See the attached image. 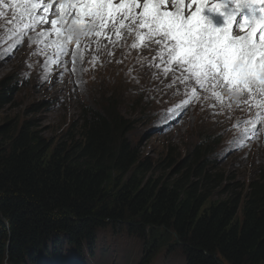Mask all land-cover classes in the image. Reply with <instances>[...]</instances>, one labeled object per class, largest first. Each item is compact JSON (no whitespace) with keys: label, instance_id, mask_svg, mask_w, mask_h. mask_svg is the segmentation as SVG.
<instances>
[{"label":"trees","instance_id":"trees-1","mask_svg":"<svg viewBox=\"0 0 264 264\" xmlns=\"http://www.w3.org/2000/svg\"><path fill=\"white\" fill-rule=\"evenodd\" d=\"M16 86L0 83V112ZM76 117L56 140L34 121L0 127V264H40L62 236L78 247L110 225L178 247L186 264H264V168L221 191L231 181L202 139L187 165L160 176L164 163L131 144V122L113 97Z\"/></svg>","mask_w":264,"mask_h":264},{"label":"rangeland","instance_id":"rangeland-1","mask_svg":"<svg viewBox=\"0 0 264 264\" xmlns=\"http://www.w3.org/2000/svg\"><path fill=\"white\" fill-rule=\"evenodd\" d=\"M13 18H6L4 25ZM4 25H0V83L11 80L17 86L13 87L12 104L0 112V127L10 121L21 124L34 121L43 136L56 140L77 120L76 116L83 108L98 107L104 98L113 97L120 112L131 122L132 128L128 134L131 144L153 163H164L159 166L157 175L171 177L181 165H185L184 162L187 165L190 150L202 139L209 141L207 160L225 172V178L231 181L221 191L237 183L248 185L257 170L264 168V144L260 138L253 144L240 145L241 148L228 144L231 138L229 129L234 121L230 118L238 116L240 122L246 119L247 123L256 125L257 130L261 121V115L256 112L258 108H251V111L241 115L239 111L230 116L224 113L213 115L210 110L215 107L211 98L214 95L207 94L189 108H182L177 113L169 111L189 97L193 100L194 89L198 86L183 83L182 73L168 77L164 83H155L130 72V65L140 56L132 50L129 52L132 38H128L127 46L117 47V57L107 60L112 68L106 76L102 71L86 72V59L84 63L81 62L77 49L68 63L69 73L66 69L53 75L46 65L54 63L48 59L46 49L38 45V36L30 35L36 48L26 45L19 50V43L26 37L19 35L13 40L8 39ZM78 65L82 69L81 79L76 76ZM113 75L115 80H111ZM237 110H240L239 106ZM169 155H172L171 161H168ZM167 161L175 164L163 171ZM96 236L93 243L78 247L62 236L61 239L66 241L62 242V248L42 254L38 260L45 264L52 260L57 264H186L178 247L143 240L123 226L110 225Z\"/></svg>","mask_w":264,"mask_h":264},{"label":"snow or ice","instance_id":"snow-or-ice-1","mask_svg":"<svg viewBox=\"0 0 264 264\" xmlns=\"http://www.w3.org/2000/svg\"><path fill=\"white\" fill-rule=\"evenodd\" d=\"M52 7L35 0L11 4L21 21L28 17L21 30L34 27L36 20L47 22ZM37 9L45 15L36 16ZM204 10L202 0H56L58 19L51 24L63 30L61 51L106 30L118 38L126 30L138 41L159 46L161 58L166 53L169 64L186 71L200 89L210 85L218 99L226 94L264 100V0H219L207 7L210 15Z\"/></svg>","mask_w":264,"mask_h":264},{"label":"bare ground","instance_id":"bare-ground-1","mask_svg":"<svg viewBox=\"0 0 264 264\" xmlns=\"http://www.w3.org/2000/svg\"><path fill=\"white\" fill-rule=\"evenodd\" d=\"M13 2H16V0H3V3H0V13H3L2 16H0V25H4V21L9 16H14L13 20L10 23H7L4 25V30L7 31V37L8 39L13 40L15 37L22 35L23 37H26L22 43H19V50L23 49L26 45H33L32 42L33 36H30L31 34H41V37L39 38L38 45L40 48H43L44 42L47 44L51 39H53L55 36L53 33H51V28L46 27L44 25H40L37 27L34 31H31L29 28L23 29V24H27V16L23 18V21L19 19V12L17 11L14 15L13 9L11 8V4ZM6 37V36H5ZM36 37V36H35ZM37 38V40H38ZM128 38H132V44L136 43L138 46L136 48L132 47V44L129 45L128 49L129 52L132 50L134 53L140 54L136 58V61L134 64H131L130 66V72H133L136 76H138L140 79H149L151 82L155 83H164L166 82V79L170 76H172V70H176L180 67H178L175 63L170 68L167 64V55L165 53L164 57L161 58L158 53L160 51L159 46L156 44H151L147 41L141 42L136 39L135 33H128L126 30L122 31V34L118 38L117 35L111 31L106 30V34H102L101 36H92L89 38H83L81 40L80 45L78 46L79 53L81 57V62L85 61L86 59V67L84 68L86 72L96 71H102L104 72L105 76L106 73L111 71V66L108 64L107 60L111 59L112 57L118 56L117 47L118 46H127ZM5 40V39H4ZM23 40V39H22ZM36 40V38H35ZM15 41V40H14ZM12 45V44H11ZM17 45V42H16ZM9 46V45H8ZM10 47V46H9ZM36 48V46H35ZM13 49V48H12ZM133 53V54H134ZM121 59L123 55L121 54ZM40 57V56H39ZM47 57L52 61L54 64L58 63L56 58L51 56L50 53L47 52ZM85 57V58H84ZM42 59V58H41ZM117 60V59H116ZM43 62V59L41 60ZM114 61V60H113ZM76 63V62H75ZM48 64V63H47ZM54 64H48L46 66L49 73L55 75L59 71H65L68 69L67 66H64L63 62H61L58 65ZM1 65V64H0ZM61 66V67H60ZM60 67V68H59ZM127 68V67H126ZM51 69V70H50ZM76 69H79V73H76L77 77L82 78V72L81 68H79V65L76 66ZM167 69V71H166ZM61 74V73H60ZM119 74V73H118ZM52 76V75H51ZM47 78V77H46ZM60 78V77H59ZM109 78V76H108ZM121 78V76H119ZM115 80V75L111 77V80ZM54 81V80H53ZM80 81V80H78ZM84 82V81H83ZM207 94H213V89L210 85H206V89L204 92H195L193 93V96L195 98L192 100L190 97L187 98L184 103L188 100H191L189 103L197 104L201 101V99L207 95ZM213 103L215 107L211 109L210 111L213 113V115H219L220 113H224L228 116L235 113V111H239L240 115L243 114L246 111H251V108H258L256 112L260 113L261 115V124L260 129L258 132V137L261 139L260 142L264 144V100H261L260 98H248L246 96H241L239 98H229L228 95H221L220 98H217V95L211 96ZM183 104V103H182ZM182 104H179L178 106L172 107L171 109H175L176 107H180ZM238 106L240 107V110H237ZM193 110V109H192ZM200 113V112H199ZM224 115V116H226ZM239 115V116H240ZM238 117V116H237ZM237 117L230 118V120H233L232 126L229 130V133L231 134V138L229 140V145L235 148H239L242 140V133L245 130V122L246 119L241 122L239 119L237 120ZM228 118V117H227ZM238 143V144H237ZM246 142H243L242 145H244ZM241 145V146H242ZM235 153H239L236 151Z\"/></svg>","mask_w":264,"mask_h":264}]
</instances>
